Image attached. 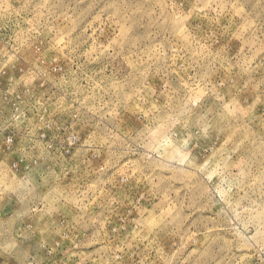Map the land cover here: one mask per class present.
<instances>
[{"label":"rangeland","instance_id":"rangeland-1","mask_svg":"<svg viewBox=\"0 0 264 264\" xmlns=\"http://www.w3.org/2000/svg\"><path fill=\"white\" fill-rule=\"evenodd\" d=\"M0 264H264V0H0Z\"/></svg>","mask_w":264,"mask_h":264}]
</instances>
